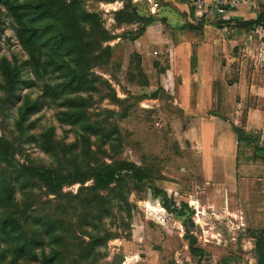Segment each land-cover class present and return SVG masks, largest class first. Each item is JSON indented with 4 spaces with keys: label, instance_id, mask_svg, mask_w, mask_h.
<instances>
[{
    "label": "rangeland",
    "instance_id": "rangeland-1",
    "mask_svg": "<svg viewBox=\"0 0 264 264\" xmlns=\"http://www.w3.org/2000/svg\"><path fill=\"white\" fill-rule=\"evenodd\" d=\"M19 1L38 39L23 44L22 23L0 0V195L11 197L0 219L22 226L11 241L0 232V264H175L180 227L155 207L171 189L179 206L198 193L199 165L183 119L152 87L159 63L145 65L129 44L141 26L124 21L141 15L117 14L119 24L96 0ZM127 163L149 183L126 174L131 191L118 183L94 193L96 173Z\"/></svg>",
    "mask_w": 264,
    "mask_h": 264
},
{
    "label": "crops",
    "instance_id": "crops-1",
    "mask_svg": "<svg viewBox=\"0 0 264 264\" xmlns=\"http://www.w3.org/2000/svg\"><path fill=\"white\" fill-rule=\"evenodd\" d=\"M194 1L202 7L193 0L95 2L112 11L113 22L117 14L135 11L150 20L129 44L145 65L159 63L160 78L152 87L169 96V108L184 122L185 149L198 161L199 192L179 206L181 196L168 190L164 204L155 207L173 216L183 236L184 253L178 251L171 263L213 259V264H259L257 239L264 235V155L259 156L264 153V0ZM149 189L161 197V191ZM208 234L216 243L208 241ZM204 245H215L218 254L207 257ZM230 246L236 250H227Z\"/></svg>",
    "mask_w": 264,
    "mask_h": 264
},
{
    "label": "trees",
    "instance_id": "trees-1",
    "mask_svg": "<svg viewBox=\"0 0 264 264\" xmlns=\"http://www.w3.org/2000/svg\"><path fill=\"white\" fill-rule=\"evenodd\" d=\"M2 2L4 1L7 9L9 10L10 14L15 17L19 22L22 23L20 29H19V34L22 39L23 44L31 46L35 44V40L38 39L37 36V30L38 29H32L28 26V24L25 21V17L28 16L29 12H31V7L26 4L22 3L19 0H1ZM99 1H104V0H99ZM32 13V12H31ZM30 20L33 18L31 15H29ZM119 15L116 17V22L120 24L119 21ZM150 20L145 19L140 17L139 20L131 19L128 21H124V23L132 24L136 23L140 25L141 27L138 29L139 33L136 35L137 37L144 31L145 26L149 24ZM59 40V39H58ZM139 168L132 163H127V164H122L120 168L117 170H106L105 172H99L95 174V179L96 181V187H94V193H98L99 190H101V186H111L113 184H122L124 187L128 190L131 191L129 183L125 180L126 174L130 176L133 180L135 181H141L144 179H147L146 176H143L141 174ZM126 181V182H125ZM1 194V192H0ZM128 198V195H127ZM11 197H8V199L2 198L0 195V208H3L6 206L5 204L3 205V202L5 201H10ZM129 204V201H128ZM183 209H186L187 212L189 213L190 211L187 208V205H182ZM180 214V212H177ZM7 215V214H6ZM22 226L15 220L9 218V216H4L3 218L0 219V232L3 234L6 238L7 241H11L15 238H20L22 236ZM192 251L194 253H198L196 249L192 248ZM257 251L259 254V264H264V235H261L257 239ZM22 252L28 254L32 252L30 249L23 251Z\"/></svg>",
    "mask_w": 264,
    "mask_h": 264
},
{
    "label": "built area",
    "instance_id": "built-area-1",
    "mask_svg": "<svg viewBox=\"0 0 264 264\" xmlns=\"http://www.w3.org/2000/svg\"><path fill=\"white\" fill-rule=\"evenodd\" d=\"M193 3H194L195 6L198 7V8H201V7H202L201 4H200V1H194V0H193ZM153 8H154V9H158V5H157V4H154V5H153ZM218 11H219V12H222V8H221V7H218ZM263 139H264V137H263Z\"/></svg>",
    "mask_w": 264,
    "mask_h": 264
},
{
    "label": "water",
    "instance_id": "water-1",
    "mask_svg": "<svg viewBox=\"0 0 264 264\" xmlns=\"http://www.w3.org/2000/svg\"><path fill=\"white\" fill-rule=\"evenodd\" d=\"M263 155H264V153H260V154H259L260 157L263 156ZM124 261H125V257H122L121 262L123 263Z\"/></svg>",
    "mask_w": 264,
    "mask_h": 264
},
{
    "label": "bare ground",
    "instance_id": "bare-ground-1",
    "mask_svg": "<svg viewBox=\"0 0 264 264\" xmlns=\"http://www.w3.org/2000/svg\"><path fill=\"white\" fill-rule=\"evenodd\" d=\"M193 204H195V203H193Z\"/></svg>",
    "mask_w": 264,
    "mask_h": 264
}]
</instances>
